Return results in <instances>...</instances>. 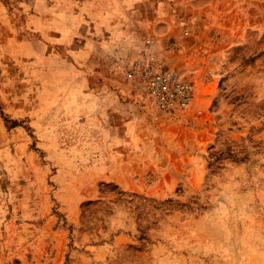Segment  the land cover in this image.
I'll return each instance as SVG.
<instances>
[{"label":"rangeland","instance_id":"1","mask_svg":"<svg viewBox=\"0 0 264 264\" xmlns=\"http://www.w3.org/2000/svg\"><path fill=\"white\" fill-rule=\"evenodd\" d=\"M0 264H264V0H0Z\"/></svg>","mask_w":264,"mask_h":264},{"label":"built area","instance_id":"2","mask_svg":"<svg viewBox=\"0 0 264 264\" xmlns=\"http://www.w3.org/2000/svg\"><path fill=\"white\" fill-rule=\"evenodd\" d=\"M140 93L163 116L185 112L191 102L192 86L179 72L154 63H145L136 75Z\"/></svg>","mask_w":264,"mask_h":264}]
</instances>
